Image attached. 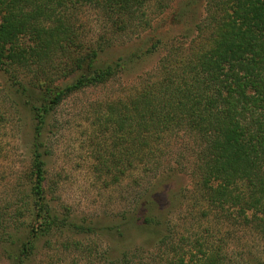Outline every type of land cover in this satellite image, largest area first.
I'll list each match as a JSON object with an SVG mask.
<instances>
[{
    "label": "trees",
    "instance_id": "1",
    "mask_svg": "<svg viewBox=\"0 0 264 264\" xmlns=\"http://www.w3.org/2000/svg\"><path fill=\"white\" fill-rule=\"evenodd\" d=\"M152 1L157 23L149 16ZM85 6L110 22L94 43L81 26ZM185 10L177 12L171 0H0V132L5 104L31 119L28 187L5 203L0 198V263L31 264L46 246L72 258L70 264H264V0H208L198 20L186 19ZM169 11L172 26L192 27L191 47L162 57L157 73L127 94L96 104L90 117L96 170L115 183L137 169L154 171L162 183L191 164L193 187L185 198L216 229L177 237L169 216L158 211L154 186L121 219L61 216L46 186L50 119L67 98L110 83L150 56L168 38L160 29ZM138 31L151 32L147 50L102 55ZM181 134L192 140V159L174 167L169 142ZM133 229L144 243L115 247ZM247 236L246 250L230 249ZM151 245L155 251H146Z\"/></svg>",
    "mask_w": 264,
    "mask_h": 264
},
{
    "label": "rangeland",
    "instance_id": "2",
    "mask_svg": "<svg viewBox=\"0 0 264 264\" xmlns=\"http://www.w3.org/2000/svg\"><path fill=\"white\" fill-rule=\"evenodd\" d=\"M207 1L171 0V4L177 12L189 9L190 12L186 19L198 20L206 15ZM154 3L155 1H152L149 8V16L154 23H157L160 18L155 14ZM188 4L190 7H187ZM170 14L171 11L166 15L168 21L160 29L163 35L167 33L165 35L168 38L159 44L152 54H148L150 56L130 66L124 75L116 77L110 83L85 89L67 98L50 119V124L53 126L49 130L47 139L50 154L47 158L46 186L48 190L55 191L54 193L50 192L49 196L51 199L54 197L52 206L61 216L70 213L78 221L83 219H121L123 215H132L133 211L137 209L142 195L154 186L158 196L156 197L159 203L158 211L169 216L173 222L174 230L178 232L177 237L193 235L207 227L216 229L212 224H207L205 219H200L199 210L194 211L193 205L191 206L188 199L185 198L188 193L183 191L193 187L191 164L187 165V171L180 172L177 177L162 183L156 182L158 178L154 171L144 173L139 169L128 174L121 182L115 183L111 177L97 172V161L93 156V149L97 144H92L90 137L96 128L90 125V117L94 109H99V105L96 104L102 105L107 100L117 99L137 86L142 78L154 76L157 73L159 60L165 55H185L189 51L193 35H195L192 32V27L186 22L172 26V20L169 19ZM80 17L84 35L88 41L93 43L110 26L106 16L93 7L81 8ZM186 28L190 30H186ZM186 31L189 33H185ZM150 33V31L129 33V36H123L115 41V46L102 55L110 59H117L120 55L137 53L140 49L147 50L153 43V41L149 43L148 40ZM4 80L5 78L0 76V89H3ZM3 107L7 120L0 132L3 147L0 156V198L5 203L14 193H21L20 191L24 187H28L25 174L28 173L31 163L28 145V136H30L28 125L31 119L28 117V113L13 109L9 103ZM100 140L104 146L110 144V140L107 138L105 141L104 139ZM169 143L171 144L169 147L170 157L175 159H172L174 167H177V160L182 161L186 156L189 160L192 159L190 137L181 134L172 138ZM51 185H55L56 188ZM56 238L58 240V236L53 240L55 241ZM143 241L144 236L137 234L133 229V232L128 234L126 242L124 244V241L117 242L115 247L133 249L141 246ZM240 241H232L230 249L234 247L235 252L241 251L240 248L244 247L246 250L248 242L252 243L249 236ZM103 245L105 246L106 243L103 242ZM144 247L146 251H155L152 245ZM56 254V251L48 250L45 246L38 250L31 264H48L52 259L60 264L75 262L72 258L63 260L64 256H56ZM0 264L11 263L4 260Z\"/></svg>",
    "mask_w": 264,
    "mask_h": 264
}]
</instances>
